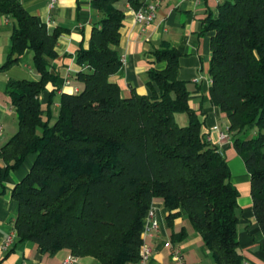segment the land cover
<instances>
[{"label": "trees", "instance_id": "obj_1", "mask_svg": "<svg viewBox=\"0 0 264 264\" xmlns=\"http://www.w3.org/2000/svg\"><path fill=\"white\" fill-rule=\"evenodd\" d=\"M122 2L132 10L143 4L92 1L100 19L87 48L76 53L81 90L60 95L51 123L50 106L42 108L39 96L53 81L47 59L56 56L60 32H48L19 0H0V17L12 23L11 52L0 71L28 50L39 75L8 80L5 87L17 129L0 145V164L14 170L36 156L11 193L17 242L100 264L137 263L146 213L159 198L168 225L184 211L216 264H242L238 193L225 159L201 133L186 83L177 78L179 54L167 44L153 52L166 67L149 69V95L123 99L109 82L121 67ZM202 32L212 33L209 98L227 118L232 146L250 175L252 208L264 236V0H225L203 21ZM176 113L187 115L186 127L176 124ZM184 238L181 231L171 242Z\"/></svg>", "mask_w": 264, "mask_h": 264}, {"label": "crops", "instance_id": "obj_2", "mask_svg": "<svg viewBox=\"0 0 264 264\" xmlns=\"http://www.w3.org/2000/svg\"><path fill=\"white\" fill-rule=\"evenodd\" d=\"M23 8L46 26L48 32L58 30L60 35L55 46L56 56L47 59L53 81L49 82L39 96L42 108L50 106L51 120H56L60 95L76 93L81 86L75 77L82 70L76 62V53L80 47L87 48L93 25L100 15L91 8L93 0H57L50 7L49 0H19ZM158 2L154 21L144 30L134 21V11L127 3H120L124 19L120 29L118 52L121 67L109 78V82L118 86L120 96L129 98L133 92L149 95L148 71L154 68L162 71L166 63L156 62L153 52L167 44L179 54L177 78L186 83L189 106L201 122V133L208 142L216 147L229 168V182L238 193L236 240L242 264H264V236L255 219L250 192V175L244 162L234 150L230 138L220 141L218 132H225L228 120L212 103L208 89L210 78L208 67L210 60L211 32L203 33V21L208 16H216L220 4L225 0H149ZM12 23L6 17H0V66L11 52ZM38 80L39 75L32 63V53L25 51L18 62L6 71H0V125L2 133L8 128V119L12 123L6 136L0 135V145L14 133L16 115L5 94L8 80ZM157 91V87L153 84ZM179 127H186L188 117L183 113L174 114ZM17 126V122H16ZM16 128V129H15ZM36 156L29 155L24 163L14 170H6L0 164V264H61L69 255L67 250L52 254L42 253L36 244L18 243L14 221L17 203L12 199L13 188L26 176ZM150 209L153 217L145 216L142 244L149 247L152 254L144 264H176L172 251L165 248L170 242L183 255V264H216L204 245L201 237L194 231L184 211L169 226L167 209L162 199L152 200ZM155 223V227L153 224ZM181 231L185 238L177 243L171 242V236ZM11 243L2 249L6 238ZM75 264H100L91 257L78 258ZM137 264V263H131Z\"/></svg>", "mask_w": 264, "mask_h": 264}, {"label": "built area", "instance_id": "obj_3", "mask_svg": "<svg viewBox=\"0 0 264 264\" xmlns=\"http://www.w3.org/2000/svg\"><path fill=\"white\" fill-rule=\"evenodd\" d=\"M57 0H49V6L52 7ZM142 6L138 10L134 11V21L135 23L140 27L141 30H144L147 26H149L155 19L156 16V10L158 7V2L156 1H149V0H142ZM214 131L218 132V137L220 141H225L229 139L227 130L225 132H221L217 129V127L213 128ZM2 133V126L0 125V134ZM146 217L152 218L153 217V211L149 209L146 213ZM155 227V223L153 224ZM11 243V238L8 237L5 239L2 245V249H6L9 244ZM165 248H169L172 251V259L176 264H183V255L182 253L173 247V245L170 242H167L165 245ZM152 254V251L149 247L145 245H141L140 248V258L137 264H144L146 260L150 258ZM78 257L69 254L62 262L61 264H75L77 262Z\"/></svg>", "mask_w": 264, "mask_h": 264}, {"label": "rangeland", "instance_id": "obj_4", "mask_svg": "<svg viewBox=\"0 0 264 264\" xmlns=\"http://www.w3.org/2000/svg\"><path fill=\"white\" fill-rule=\"evenodd\" d=\"M11 122V120H9L8 119V128L7 129H4V133L3 134H0V135H3V136H6L8 133H10V131H11V126H12V123H10ZM14 127H16L17 128V126H16V122H14ZM15 128V129H16Z\"/></svg>", "mask_w": 264, "mask_h": 264}]
</instances>
